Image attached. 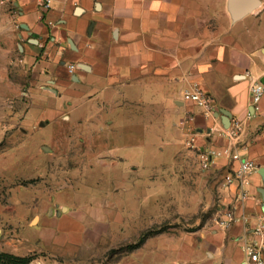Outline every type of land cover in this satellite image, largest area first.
I'll return each mask as SVG.
<instances>
[{"label": "crops", "instance_id": "1", "mask_svg": "<svg viewBox=\"0 0 264 264\" xmlns=\"http://www.w3.org/2000/svg\"><path fill=\"white\" fill-rule=\"evenodd\" d=\"M42 1L13 0L17 22L11 12H0V67H11L16 49L23 67H44L70 118L94 124L81 134L130 135L135 121H159L158 130L171 136L166 145L174 167L188 169L196 150L187 143L192 135L202 148H220L229 142L224 112L243 121L232 142L258 166L249 175V197L238 199L237 183H225L239 160L214 157L200 175L201 194L217 203L218 216L212 226L185 235L184 251L169 264H251L245 245L264 213V94L256 110L250 95L254 80L264 82V0L237 21L228 0H51L49 8ZM69 63L77 65L72 73ZM194 83L211 95L212 111L184 99ZM95 120L103 124L97 128ZM111 142L104 138L103 147L92 150H103L112 170L127 161L126 173L136 171L137 158L114 153ZM139 193L137 199H144ZM228 206L238 219L225 228L218 218Z\"/></svg>", "mask_w": 264, "mask_h": 264}, {"label": "rangeland", "instance_id": "2", "mask_svg": "<svg viewBox=\"0 0 264 264\" xmlns=\"http://www.w3.org/2000/svg\"><path fill=\"white\" fill-rule=\"evenodd\" d=\"M0 5L19 20L13 0ZM20 57L16 49L11 67H0V251L30 259L0 264H169L184 251L185 235L213 225L217 203L201 194L197 148L191 168L174 167L171 136L146 118L129 126L130 135L81 134L94 124L70 118L44 67H23ZM104 138L139 168L129 175L127 161L107 167L110 157L92 150ZM61 205L68 208L59 212Z\"/></svg>", "mask_w": 264, "mask_h": 264}, {"label": "built area", "instance_id": "3", "mask_svg": "<svg viewBox=\"0 0 264 264\" xmlns=\"http://www.w3.org/2000/svg\"><path fill=\"white\" fill-rule=\"evenodd\" d=\"M42 5L44 8L51 6V0H43ZM77 68L76 63H69L68 69L72 73ZM264 94V82L261 80H254L251 89V107L256 110L260 107V101ZM183 97L186 100H191L203 106L207 111H212V97L209 92L199 83H194L190 87L184 89ZM251 114V111H248ZM243 128V121L239 118L233 117L229 125L224 129V134L228 138V144L220 148H202L197 143L195 135L188 139V144L198 149L201 166L203 169L210 167L214 157L226 155L235 160H239L238 167L227 174L225 183H237L238 193L237 198L244 200L249 197V175L252 171L258 168L254 160L242 157L240 151L234 146L233 138H237L241 129ZM238 216L235 209L228 206L218 218V223L222 227H230ZM255 236L245 245V250L248 254L251 264H264L263 248H264V213L260 215L257 223L253 227Z\"/></svg>", "mask_w": 264, "mask_h": 264}, {"label": "water", "instance_id": "4", "mask_svg": "<svg viewBox=\"0 0 264 264\" xmlns=\"http://www.w3.org/2000/svg\"><path fill=\"white\" fill-rule=\"evenodd\" d=\"M261 5V0H228V9L231 13L232 20L237 21L241 19L257 7ZM80 9V8H79ZM78 9V10H79ZM22 26L25 28H29L26 23H22ZM225 118H223V123L225 126H228L231 121V116L229 111H225ZM260 173L264 176V167L259 169ZM261 193L263 194L264 199V190L261 189Z\"/></svg>", "mask_w": 264, "mask_h": 264}, {"label": "trees", "instance_id": "5", "mask_svg": "<svg viewBox=\"0 0 264 264\" xmlns=\"http://www.w3.org/2000/svg\"><path fill=\"white\" fill-rule=\"evenodd\" d=\"M145 238L146 236L142 235L138 243L135 244L134 247H137L142 242H144ZM4 259H10V260L21 262V261H29L30 257L26 255H17V254H13L10 252L0 251V260H4Z\"/></svg>", "mask_w": 264, "mask_h": 264}]
</instances>
